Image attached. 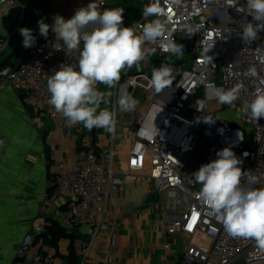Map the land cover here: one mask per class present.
<instances>
[{"label": "built area", "instance_id": "1", "mask_svg": "<svg viewBox=\"0 0 264 264\" xmlns=\"http://www.w3.org/2000/svg\"><path fill=\"white\" fill-rule=\"evenodd\" d=\"M136 1L144 5L142 15L125 26L135 28L140 34L148 20H167L171 39L183 46V52H164L158 43H146L144 47L159 57H187L188 66L173 85L159 93H155L150 75L124 69L125 82H119L120 79L116 83L117 101L125 92L134 96L140 87L151 93L144 105L131 111L129 170L124 177L118 176L111 147L101 153L91 147L79 149L73 163L59 160L53 181L76 199L68 226H82L89 211H94L100 226L103 225L101 219L107 213L112 192L119 190L125 180L138 178L146 169V179L152 184L149 194L158 201L163 232L185 239L178 264H234L237 261L264 264V250L254 240L226 233L222 220L198 198L200 185L191 176L202 164L216 159L218 150L231 147L242 160V170L251 171L257 178L255 184H249L247 177H242V185L264 188V118L252 120L244 108L258 91H264V31L253 42L245 43L241 39L243 26L252 17L238 12L236 7L246 6V0H237L236 7H230L228 0ZM88 2L97 3L100 11L116 8L110 0ZM148 7L158 8L159 15L145 17ZM0 9L14 23L27 15L23 0H0ZM9 40L0 37V54ZM55 43L62 44L56 41L55 35H50L44 43H35L27 49L18 68L1 69L0 77L24 90L37 112L55 120L69 136L72 125L49 103L47 78L61 64L76 65L78 53L57 51ZM253 67L257 73L254 77L247 75ZM236 85L241 86L240 99L232 105L234 118L230 121L221 114L224 109H216L212 100L216 98V89L228 90ZM208 117L214 122L205 123L203 119ZM5 143V137H1L0 157ZM36 230L42 228L39 226ZM19 254L27 264H58L54 253L33 245L30 238L22 243ZM84 263L82 259L81 264Z\"/></svg>", "mask_w": 264, "mask_h": 264}, {"label": "crops", "instance_id": "2", "mask_svg": "<svg viewBox=\"0 0 264 264\" xmlns=\"http://www.w3.org/2000/svg\"><path fill=\"white\" fill-rule=\"evenodd\" d=\"M88 3V0H35L40 19L45 16L49 25L54 23L55 15L69 19ZM22 27H29L27 15L14 23L0 9V37L10 38L0 59L21 39L18 30ZM35 34L40 36L39 27ZM50 35H55L51 29ZM145 49L148 50L145 60L139 67L130 68L131 72L135 68L134 72H143L140 68L146 69L153 57L158 56L149 47ZM21 57H15L14 61L18 63ZM125 77L123 70L119 82H125ZM116 86L96 85L98 91L106 94L100 109L116 111L115 133L95 127L88 130L78 123L72 125L67 136L55 120L37 112L24 90L0 77V138L5 137L6 142L0 157V264H27L19 248L28 238L38 248L54 253L58 264H81L82 259L84 264H178L185 239L163 232L158 201L149 194L152 184L146 179V169L138 178L125 180L119 190L112 192L107 213L101 219L103 225L100 226L94 211H89L82 226H68L76 199L53 181L59 160L73 163L79 149L91 147L101 153L111 147L118 176L124 177L129 170L131 111L119 110ZM221 114L233 121L232 113ZM39 226L41 231L36 230ZM71 247L76 253L73 258Z\"/></svg>", "mask_w": 264, "mask_h": 264}, {"label": "clouds", "instance_id": "3", "mask_svg": "<svg viewBox=\"0 0 264 264\" xmlns=\"http://www.w3.org/2000/svg\"><path fill=\"white\" fill-rule=\"evenodd\" d=\"M228 2L230 7L237 5V0ZM98 9V4L91 2L78 8L69 19L57 14L53 24L41 19L38 27L41 36L47 38L51 29L56 41L62 42L61 45L55 43V50L78 53L76 65L61 64L48 76L49 103L70 125L79 123L88 130L95 127L115 133L116 111L100 109L106 94L98 91L96 85L102 83L114 87L124 69L134 65L139 67L148 54L144 48L146 43H158L162 51L174 54H181L183 46L171 39L167 20H148L141 33L137 34L135 28L124 25V9ZM236 10L252 17L243 26L241 39L245 43L255 41L258 33L264 31V0H246V6L236 7ZM144 15H159V9L148 7ZM18 31L23 37V47L35 45L36 37L30 28L22 27ZM173 71L168 64L152 70L150 83L155 92L159 93L171 85ZM247 75L256 76V69L250 68ZM240 90V85L228 90L218 88L215 95L219 103L232 105L240 99ZM137 104L138 101L127 92L117 101L121 112L132 111ZM244 108L250 119L258 121L264 118V91H258ZM203 121L211 124L214 119L208 117ZM216 155V159L202 164L191 175L200 185L198 198L222 220L229 236L252 239L264 250V188L242 185V177H247L249 184H255L257 178L251 171L242 170V160L231 147L218 150Z\"/></svg>", "mask_w": 264, "mask_h": 264}, {"label": "rangeland", "instance_id": "4", "mask_svg": "<svg viewBox=\"0 0 264 264\" xmlns=\"http://www.w3.org/2000/svg\"><path fill=\"white\" fill-rule=\"evenodd\" d=\"M112 3L114 4V6L116 8H122L124 9V12H123V15L127 13V9L125 10L126 7H131L133 9L135 8H139L141 11L144 10V5L142 3H139L137 2L136 0H111ZM154 19V18H152ZM151 19V20H152ZM129 24H132V21H129L128 25ZM36 34H34L35 36ZM36 37V41H38L39 39H42L43 36H35ZM145 48V47H144ZM25 50V49H24ZM24 50L21 51V53L18 55V57L20 55H23V52ZM11 51V49L9 50ZM177 58H164V57H159V56H156L155 58L153 57V61H150L149 64H147V67L146 69L144 68H140L142 69L143 72H146L148 74H151L152 75V70L154 68H159L162 64H168L170 67H172L173 69H175L178 65L176 63H174V61H176ZM191 63V61H190ZM188 65L185 66V68L187 67ZM180 67L182 66H179V69H181ZM137 68L133 69L134 71L136 70ZM177 69V68H176ZM175 72H173L174 74ZM157 93V92H155ZM137 101H138V104L136 106H142L146 103V101L151 97V93L145 91L143 88H139L135 91V94L133 96ZM236 102H234L232 105H234ZM212 105L214 107H217V108H223V112L227 115V116H230L231 112H232V105H226V104H221L218 102L217 98L213 99L212 100ZM232 117L234 118V115L232 113ZM235 118H236V115H235ZM237 120V118H236ZM131 121V120H130ZM234 264H244L242 261H237L235 262Z\"/></svg>", "mask_w": 264, "mask_h": 264}, {"label": "water", "instance_id": "5", "mask_svg": "<svg viewBox=\"0 0 264 264\" xmlns=\"http://www.w3.org/2000/svg\"><path fill=\"white\" fill-rule=\"evenodd\" d=\"M23 2L25 4L26 13H27L28 22H29L28 28L32 30L33 35H34L38 29V21L41 20L37 12L35 0H23ZM42 19L44 20L45 23H47L45 16L42 17ZM48 37L49 36H47V38L43 37L42 39H39L38 41H36V43H44L48 39ZM27 49L28 48L23 47V37H21V39L16 43V45H14L12 50L4 58L0 59V70L7 68V67L18 68L23 63V59H24ZM22 50H24L23 55L20 61L16 63L14 61V58L17 57L21 53Z\"/></svg>", "mask_w": 264, "mask_h": 264}, {"label": "trees", "instance_id": "6", "mask_svg": "<svg viewBox=\"0 0 264 264\" xmlns=\"http://www.w3.org/2000/svg\"><path fill=\"white\" fill-rule=\"evenodd\" d=\"M111 1V0H110ZM127 9V13L124 14V25H128L129 21H134V20H137L140 18V16L142 15V11L137 7L135 9L131 8V7H126L125 10ZM166 59V57H164ZM174 58H177L176 61H174V63L178 64L176 65L177 69H173L175 72L173 74V80H172V83L171 85H173L178 77L180 76L181 74V71L185 68L186 66V63H187V57L186 58H178V57H174ZM179 66H182L180 67L181 69H179ZM134 72V71H133ZM135 74H139V73H144V72H140V71H137V72H134ZM151 76V74H149ZM76 253L74 252L73 250V247L70 248V255L71 257L70 258H73V256L75 255Z\"/></svg>", "mask_w": 264, "mask_h": 264}]
</instances>
